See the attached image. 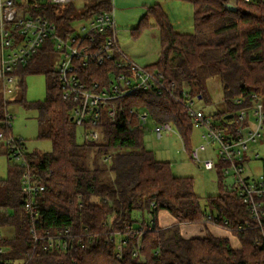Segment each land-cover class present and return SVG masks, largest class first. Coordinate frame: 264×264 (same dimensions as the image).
Here are the masks:
<instances>
[{
    "label": "trees",
    "instance_id": "obj_1",
    "mask_svg": "<svg viewBox=\"0 0 264 264\" xmlns=\"http://www.w3.org/2000/svg\"><path fill=\"white\" fill-rule=\"evenodd\" d=\"M188 1L193 11L191 33L175 32L160 7L149 9L160 49L157 60L146 68L161 72L166 83L173 81L175 97L153 88L124 95L115 102L113 118L101 108L96 125L99 136L94 141L78 140V127L71 118L75 103L62 97L58 71L49 62L58 56L51 39L26 64L13 67V82L21 89L26 74L45 76L44 99L16 100L36 111L37 139L52 145L50 151H28L19 139L30 172L44 185L34 200L36 232L44 235L68 229L77 237L65 248L48 247L44 237L33 242L20 195L24 168L9 164L7 177L0 179L3 258L13 264H264V213L260 229L232 183L207 195L201 207L192 177L172 174L169 162L155 158L143 144L144 124L129 113L131 107L142 108L156 123L172 122L189 152L193 127L185 104L195 99L211 103L209 77L220 79L223 109L214 115L223 122H233L224 116L256 101L264 109V0H235V10L227 9L224 0ZM15 4L23 13L55 23L60 36L74 30L71 22L76 18L88 20L111 11V0L85 5L80 11L71 2L63 8L44 0H15ZM148 26L143 17L132 34L137 36ZM120 72L129 73L117 66L114 55L102 64L90 63L79 73L94 88V82L107 86L110 73ZM235 98L242 102L235 103ZM6 114L0 97L1 140L12 136ZM4 153L9 159L6 148ZM218 174L221 183L223 176ZM262 203L264 212V197ZM160 210L170 213L175 224L222 226L238 239L240 247H233L226 236L185 237L161 228L157 224ZM2 228L11 233H2Z\"/></svg>",
    "mask_w": 264,
    "mask_h": 264
},
{
    "label": "built area",
    "instance_id": "obj_2",
    "mask_svg": "<svg viewBox=\"0 0 264 264\" xmlns=\"http://www.w3.org/2000/svg\"><path fill=\"white\" fill-rule=\"evenodd\" d=\"M44 1L62 5L72 0ZM224 1L226 7L229 1ZM56 29V24L47 18L21 12L15 0H0V78L4 84L12 83L13 67L26 64L43 43L51 39L60 57L57 71L62 97L75 103L71 118L80 128L82 140L89 142L98 138L96 125L101 108L113 118L117 109L115 102L124 95L136 94L139 89L153 88L157 92L163 91L175 97L173 81L166 83L161 72L139 66L125 55L120 61L117 60V66L127 68L129 73H110L111 80L107 86L94 82L92 88L85 84L79 73L81 68L90 63L102 64L119 52L112 11L96 14L85 20L78 30L75 29L65 36L58 35ZM182 94L186 95L184 92ZM234 102L242 101L235 98ZM185 106L192 127L202 130L203 141L189 150L191 160L205 170L216 169L220 175L229 176L245 204L246 211L256 220V226L262 229L260 218L264 213V176L261 174L258 178H251L245 169L247 160L259 157L258 153L248 156L246 150L263 134L264 109L261 102L256 101L251 106L238 108L232 113L233 122L223 123L222 126L215 124L210 115L201 108H194L193 100L187 101ZM143 110L144 112H141L131 107L129 113L145 124L149 113ZM5 117L7 125L10 126L12 116L7 113ZM155 125L154 130L158 138L162 136L163 131L172 130L170 122ZM3 142L9 158L24 168L20 179V195L23 211L30 223L29 233L33 242L44 237L48 247L65 248L77 237L68 229L54 234L46 232L44 235L36 232L33 223L37 221L38 210L34 200L44 190V185L39 176L30 172L25 159L26 150L21 146L19 139L10 136ZM182 147L185 149L184 144ZM206 151L209 155L203 157L202 153ZM210 217L209 215L208 218ZM147 228L150 229V225ZM4 252V247L0 245V264H13L1 256ZM115 256H121L120 248Z\"/></svg>",
    "mask_w": 264,
    "mask_h": 264
},
{
    "label": "rangeland",
    "instance_id": "obj_3",
    "mask_svg": "<svg viewBox=\"0 0 264 264\" xmlns=\"http://www.w3.org/2000/svg\"><path fill=\"white\" fill-rule=\"evenodd\" d=\"M89 2V1H86ZM125 3L136 5V0H124ZM71 3L79 11L81 0H72ZM113 3V11H118V5ZM124 4V3H123ZM69 3L60 5L61 8L67 7ZM115 5V6H114ZM165 8L169 12L168 19L172 25L173 30H177L178 27L184 28L188 26L190 21V31L193 32L192 12L189 9L190 4L180 2L172 3L170 1L165 2ZM123 6V5H122ZM120 7V6H119ZM139 9H131L128 11L124 20H117V31L122 47L128 48L129 54L133 57L136 63L140 66L152 64L158 58V31L155 29L153 20H147L150 24L148 27H143L137 36L132 34L133 29L140 23ZM85 20L76 18L71 23L74 30L79 29V26L84 24ZM53 70H58L60 57L52 56L49 60ZM0 78V97L5 102V108L9 115L11 133L14 138L23 139L25 147L28 151H50L52 148L51 142L46 139H37L38 124L36 120V111L33 108L25 107L22 102L16 101L24 98L27 101H39L44 99L46 95L45 88V76L43 73H28L24 77V86L21 89L18 83L12 82L4 84ZM216 86H213L212 79L208 80V86L213 90L210 93L211 103L204 104L202 100L195 99L193 101L194 108H201L204 112L209 113L210 117L218 126H222L224 120L219 116H215L214 113L223 109L221 101L215 100L220 95V86L218 77H216ZM212 98L214 100H212ZM144 112L143 109H139ZM252 120V119H251ZM155 124L150 114L147 121L144 124L143 144L150 149L155 158L162 161H167L170 164L172 174L189 176L193 179V191L199 196L201 207L204 204L205 197L207 195L216 194L219 192V188L228 187L231 184L229 176L220 177L216 169L205 170L199 167L196 163L188 157V151L182 148L183 142L178 134L177 128L171 122V131H163L162 137L158 138L155 133ZM78 140H80V128L77 130ZM201 129H192L190 143L191 146L198 145L203 139L201 138ZM248 156L258 153L257 159H249L246 162V171L250 174L251 178H258L262 174V159L264 158V138L260 137L255 143L250 144L249 149L246 150ZM203 156L208 155L203 153ZM16 163L15 160L9 158L0 152V177H6L7 166L9 164ZM168 218V217H167ZM192 226V227H191ZM168 228L180 233L181 235H195L204 236L208 232L205 230L204 224H191L179 225L172 224ZM2 233H11L7 228H2ZM193 233V234H192Z\"/></svg>",
    "mask_w": 264,
    "mask_h": 264
},
{
    "label": "crops",
    "instance_id": "obj_4",
    "mask_svg": "<svg viewBox=\"0 0 264 264\" xmlns=\"http://www.w3.org/2000/svg\"><path fill=\"white\" fill-rule=\"evenodd\" d=\"M86 1H89V2H86ZM99 1L100 0H81V5L79 6V11L84 9L85 5H91V4L97 3ZM167 1H170L172 3H180L181 1L184 2V3L188 2L190 4L189 9H191V11H192V4L188 0H136V5H133V6H130L131 4H129V3H125L124 0H114V3L116 5H118V8H117L118 11L116 10L117 14H115V11H113V3H112V0H111V11L113 13V17H114V20H115V32H116V38H117V43H118V48H119V52L116 54V60L120 61L122 59V56L125 55L126 57L130 58L133 62H135L133 57L129 54L128 48H125V46L122 47L121 41L119 39V34H118V31H117V28H116L117 20H124L126 18L125 16H127L128 11L131 10V9H134V8L139 9L138 12H141L140 15H139L140 16L139 20H141L143 17L147 18V20H150V19L153 20V18L150 17V15H149V9L152 8L155 5L160 7L161 11L168 18L169 12L165 8V6H166L165 2H167ZM228 1H229L230 4L235 5V0H228ZM153 24H154V21H153ZM191 25L192 24H190V21H189L187 27H184V28L178 27L177 30H174V31L178 32V33H191V31H190L191 30L190 29ZM155 29L158 31V28L156 26H155ZM157 37H158L157 39H158V44H159V36H157ZM159 49H160V45H159V48H158V52H159ZM136 64H138V63H136ZM146 66L147 65H145L143 67H146ZM216 77H218V76L214 75V76L209 77L207 79V88H208L209 94L212 92L213 89L210 86H208V80L212 79L213 86H216V84H215V83H217ZM218 82H219V86H220V89H221V83H220L219 77H218ZM212 100H214V99L212 98ZM215 100L222 101V89L220 91V95ZM179 137L181 138V136H179ZM181 141H182V139H181ZM191 147H193V146H191ZM4 150H5L4 142H3V140L0 139V152L2 154L6 155L4 153ZM203 153H207L209 155L208 151L203 152ZM208 155H206V156H208ZM188 157L190 158L189 152H188ZM203 157H205V156H203ZM7 175H8V166H7ZM7 175H6V177H7ZM247 175H250V174L247 172ZM179 176H181V175H179ZM6 177H0V179H5ZM175 221H176L175 218L170 213H168L165 210H160L158 212V214H157V224L161 228H167V227L171 226L172 224H175ZM179 225H183V226L189 225L190 226L191 224H189V223H180ZM205 230L208 233H211V234H213L215 236H226V237L229 238L230 243L232 244L233 247H235V248H239L240 247V243H239L238 239L235 236H233L230 232H228L225 228H223L222 226H219V225H216V224H212V223H207L205 225ZM193 236H195V235H187L185 237H193Z\"/></svg>",
    "mask_w": 264,
    "mask_h": 264
},
{
    "label": "water",
    "instance_id": "obj_5",
    "mask_svg": "<svg viewBox=\"0 0 264 264\" xmlns=\"http://www.w3.org/2000/svg\"><path fill=\"white\" fill-rule=\"evenodd\" d=\"M226 8L229 9V10H235L236 9V6L235 5H232L230 3H226ZM232 117H233V114L232 113L226 114L224 116L225 119H231Z\"/></svg>",
    "mask_w": 264,
    "mask_h": 264
}]
</instances>
